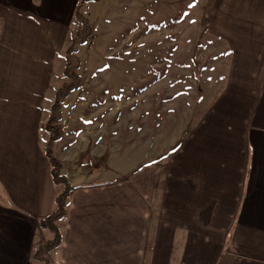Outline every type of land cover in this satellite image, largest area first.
Here are the masks:
<instances>
[{"label": "crops", "instance_id": "obj_1", "mask_svg": "<svg viewBox=\"0 0 264 264\" xmlns=\"http://www.w3.org/2000/svg\"><path fill=\"white\" fill-rule=\"evenodd\" d=\"M77 3L0 0V264H40L33 253L52 238L39 221L64 185L51 179L45 123ZM235 3L251 35L233 41L164 162L112 176L81 160L99 153L95 134L73 166L61 133L51 143L69 190L49 264H264V0Z\"/></svg>", "mask_w": 264, "mask_h": 264}, {"label": "rangeland", "instance_id": "obj_2", "mask_svg": "<svg viewBox=\"0 0 264 264\" xmlns=\"http://www.w3.org/2000/svg\"><path fill=\"white\" fill-rule=\"evenodd\" d=\"M77 2L67 49L52 70V83L62 85L46 115L64 137L65 165L78 161L89 133L98 136L99 153L81 160L92 171L107 166L116 176L164 162L206 88L223 78L233 41L251 35L250 12L234 0Z\"/></svg>", "mask_w": 264, "mask_h": 264}, {"label": "trees", "instance_id": "obj_3", "mask_svg": "<svg viewBox=\"0 0 264 264\" xmlns=\"http://www.w3.org/2000/svg\"><path fill=\"white\" fill-rule=\"evenodd\" d=\"M79 6H80V3L78 2L74 10V14L76 15V17L79 16V11H78ZM67 72H68V64L64 72L65 75L67 74ZM53 121H54V118L53 116H51L49 117L47 124L45 125V129L48 131V134H49V137H48L49 139L45 147V154L51 164L50 173H51V179L53 183L64 185V189L55 198V210L51 214H49L45 218H42L39 221V226L41 228L48 229L52 232V238L49 241H47L43 247L38 248L33 253V258L41 262L40 264H49L48 258L45 256V253L51 250H54L61 243V233L57 225V222L65 214L66 197H67L68 190H69L66 178L61 175V170H60L61 165L59 161L54 157L52 150L49 148L50 143L56 140L60 135L58 128L51 125Z\"/></svg>", "mask_w": 264, "mask_h": 264}]
</instances>
